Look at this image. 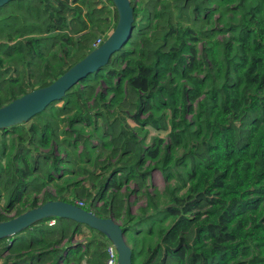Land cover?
I'll use <instances>...</instances> for the list:
<instances>
[{
	"label": "trees",
	"instance_id": "1",
	"mask_svg": "<svg viewBox=\"0 0 264 264\" xmlns=\"http://www.w3.org/2000/svg\"><path fill=\"white\" fill-rule=\"evenodd\" d=\"M247 1L260 4L240 14L238 24L210 28L215 15L218 21L232 17L236 0H130L134 21L128 43L96 74L31 119L41 118V126L31 122L28 129H20L19 144L9 148L4 165L6 156H1L0 222L11 219L4 214L25 197L53 184V174L62 171V164L69 167L65 188L41 205L84 198L89 201L83 209L100 218L124 217L125 186L133 182L144 188L153 170L148 162L163 173L173 160L171 155L160 156L162 137L143 146L138 135L148 125L164 131L170 125L173 148L188 147L186 157L196 164L188 174L186 192H171L154 223L170 220V224L157 231L155 244L146 248L139 262L131 249L132 264H264V0ZM116 21L110 0H19L1 8L0 107L50 85L91 52L97 38H107ZM223 34H232L226 43V67L216 39ZM200 43L206 45V61L221 83L210 98L213 118L191 135L194 141L184 144L189 133L182 124V106L193 113V104L207 86L206 78L196 76L204 67L197 49ZM235 45L240 54L230 62ZM58 103L63 106L51 113V106ZM167 112L165 122L163 115L154 116ZM84 125L92 127L91 132H85ZM92 139L98 141L96 147H89ZM53 143L68 152L69 162L56 159L49 165L45 158L36 168L32 155L36 147L49 148ZM80 145V159L72 157ZM94 147L106 157L96 160L88 172L84 157ZM84 181L91 183L89 189ZM2 198L7 199L4 207ZM97 200L102 202L99 208ZM125 217L121 227L126 234L131 219ZM51 221L54 224L48 225ZM81 226L61 218L41 220L0 240V257L9 253L4 257L8 264H106L110 243L101 233L91 229L99 238L83 250L72 243ZM147 235L154 236L153 229ZM33 249L36 253H28ZM14 258L20 261L12 262Z\"/></svg>",
	"mask_w": 264,
	"mask_h": 264
},
{
	"label": "rangeland",
	"instance_id": "2",
	"mask_svg": "<svg viewBox=\"0 0 264 264\" xmlns=\"http://www.w3.org/2000/svg\"><path fill=\"white\" fill-rule=\"evenodd\" d=\"M137 3V0H134ZM260 4L259 1H247V0H236V2L232 5L234 7H237V10L234 14H229L228 16L223 17L220 21H218L217 15L214 16L212 27L210 28H220V27H228L232 25V23H239V16L240 14H243L248 8H252L254 6H258ZM8 5V4H7ZM233 35H238V33H235ZM232 36V34H226V35H217L216 39L218 42V52H219V59L223 62L224 66H227L226 61V43L229 40V38ZM206 47L205 44H198L197 49L199 52V59L204 63V67L202 72L199 74H195L198 78H206L207 80V86L205 89V94L196 102L193 104V113H189L187 111V108L183 105L182 106V124L184 129H187V132L189 133L187 136L185 134L184 136V144H190L192 141H194V135L198 130H200L201 127L204 126V123L206 120H210L213 118L212 113V102L210 100L211 95L213 93V90L217 89L221 83L220 80L216 78V70L214 67L208 64L206 61L205 53L203 52V49ZM136 50V49H135ZM63 51L62 48H58V52L61 53ZM240 54V51L238 50V46L235 45L234 52L232 54V58H230V62H236L237 58ZM229 62V65H230ZM57 68H54L52 71H55ZM180 85H182L181 81H178ZM101 87H104V84H101ZM63 106L62 103H58L55 105H52L50 108V112L53 113L55 109L61 108ZM163 115V121H168L170 117V113H155L154 116L160 117ZM143 119L146 118V116H142ZM41 118H36L33 120H30L28 123L24 124L23 129L17 128L14 129H8L7 131H1L0 132V158L2 155L6 156V159L1 162L2 165H4V161H7V156H9V148L10 147H16L17 144H19L17 140V133L20 131L26 130L31 125V122L38 123L41 126L40 123ZM130 126H135L133 122H128ZM170 125H168L167 130H155L150 125L143 128L142 133H140L138 136V139L141 140V144L143 146H151L155 143V138H163L164 144L161 148V154L163 158L165 156L171 155L172 162L168 166L166 170L163 171V173L160 171V169H157L155 166V163L148 162V165H150V169L153 170L150 171L149 176L147 177V183L146 186L142 189H139L138 185H136L133 182H130L125 186V188L122 190V195L124 196L123 201V210L126 212L125 216H129L131 219L130 224H128V228H126L128 231L125 234V240L128 246L133 250L135 260L136 262H139L143 256L146 248L148 246H152L155 244L156 241V233L161 228H166L170 224V220H168L164 225L161 224H154L156 221L160 219L159 212L164 209L168 205L169 196L171 192H175L177 195H182L186 192L187 187L189 186L188 183V174L192 173L194 171V167L196 162H192L188 157H186L187 148L183 147H176L173 148L172 142L170 141V138L168 136ZM96 140V139H95ZM82 142V141H81ZM90 146H93V142H89ZM98 144V142H96ZM83 144V143H81ZM99 150L90 149V154L84 157V159H88L90 157L89 162L87 165L84 166L86 168V171H93L94 164L96 160H100L106 157V154H101L104 152L100 147H97ZM38 148L36 147V151ZM85 153V150L83 151ZM32 155L35 156L33 153ZM71 155V154H70ZM12 155L10 156V158ZM160 166V164H158ZM168 174L170 177H168ZM105 175V176H104ZM102 179H106V174L104 173L102 175ZM85 186L89 189L91 186V183L88 181H84ZM83 183V184H84ZM61 184H51L47 185L40 194H31L27 197H25L22 202L15 206L14 210L11 213L4 214L8 218H14L16 213L18 212H26L27 210L32 209L31 207L33 204L41 205V203L48 199V198H57V192L60 189L65 188ZM95 191L93 190L92 193ZM64 197L68 196V192H64ZM86 205L88 204L87 199L82 198L81 199ZM96 200V199H95ZM7 204V199L2 198L1 200V207H4ZM95 206L97 208L102 206V202L95 201ZM1 212V208H0ZM23 212V213H24ZM124 216V215H123ZM122 217L120 219H114L116 223L119 225H125L126 224V217ZM54 222L51 221L48 223V225H53ZM132 225H135V227H131ZM153 229L154 236H148V230ZM136 230H140L141 234H136ZM72 243L75 245H81L82 250L85 249V246L90 242L93 241L95 238H99V234L97 232L92 231L88 227L82 225L79 227L78 231H76L73 235ZM65 242V241H64ZM28 253H36V250L33 249ZM9 253H3V255L0 257V264H8V262L5 260V256H7ZM15 253L14 255H16ZM20 261L18 258H14L12 262L17 263Z\"/></svg>",
	"mask_w": 264,
	"mask_h": 264
},
{
	"label": "water",
	"instance_id": "3",
	"mask_svg": "<svg viewBox=\"0 0 264 264\" xmlns=\"http://www.w3.org/2000/svg\"><path fill=\"white\" fill-rule=\"evenodd\" d=\"M14 1L19 0H0V9ZM110 1L116 10L117 21L105 41L50 85L35 89L0 107V130L28 123L50 104L61 101L70 89L87 76L96 74L128 43L132 36L134 21L130 0ZM49 218L67 219L101 233L114 247L117 264H132V250L126 243L125 231L121 225L113 218H100L75 203L50 200L14 218L0 222V240L10 238L35 223Z\"/></svg>",
	"mask_w": 264,
	"mask_h": 264
},
{
	"label": "crops",
	"instance_id": "4",
	"mask_svg": "<svg viewBox=\"0 0 264 264\" xmlns=\"http://www.w3.org/2000/svg\"><path fill=\"white\" fill-rule=\"evenodd\" d=\"M65 130H67L65 128ZM84 130L85 132H91L92 127H87L84 125ZM85 138H87V136H85ZM93 142V146L96 147L98 141H96L95 139H92ZM82 145L79 146V148L77 149V151L75 150V152L72 153V157L76 156L80 159V155H81V151H82ZM97 150H99L97 148ZM35 167H41L43 164V160L49 159L48 160V164L51 165L53 160L59 159L62 162H69V155L68 152L63 149V150H59L57 148V146L53 143L49 148H38V151H35ZM46 158V159H45ZM86 162L88 161H84V164H87ZM59 167H61L62 171L59 174H53L54 177V183L55 184H61L64 182V180L68 177V165H60ZM70 264H76L74 262H71ZM81 264H88L86 261H83Z\"/></svg>",
	"mask_w": 264,
	"mask_h": 264
},
{
	"label": "built area",
	"instance_id": "5",
	"mask_svg": "<svg viewBox=\"0 0 264 264\" xmlns=\"http://www.w3.org/2000/svg\"><path fill=\"white\" fill-rule=\"evenodd\" d=\"M99 1H101L102 3L106 2V0H99ZM105 39L106 38L103 37L97 38L95 42L92 44V48L95 49L98 46H100L105 41ZM75 204L80 208L85 207V204L82 200L76 201ZM106 253H107L106 264H117V253L111 244L107 246Z\"/></svg>",
	"mask_w": 264,
	"mask_h": 264
}]
</instances>
